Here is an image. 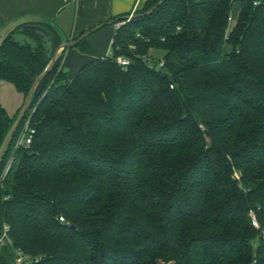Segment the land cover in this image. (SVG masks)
<instances>
[{
    "label": "trees",
    "instance_id": "1",
    "mask_svg": "<svg viewBox=\"0 0 264 264\" xmlns=\"http://www.w3.org/2000/svg\"><path fill=\"white\" fill-rule=\"evenodd\" d=\"M160 1L110 54L69 76L64 51L38 84L0 167V264H264V0L148 13ZM62 43L54 21L18 26L0 80L25 101ZM23 103L0 101V147ZM28 116L32 144L15 150Z\"/></svg>",
    "mask_w": 264,
    "mask_h": 264
},
{
    "label": "crops",
    "instance_id": "2",
    "mask_svg": "<svg viewBox=\"0 0 264 264\" xmlns=\"http://www.w3.org/2000/svg\"><path fill=\"white\" fill-rule=\"evenodd\" d=\"M146 0H0V30L22 17L38 16L54 21L64 39H73L95 25L132 14ZM137 4L139 6H137ZM119 26L108 25L91 34L87 47H72L64 55V70L74 75L84 64L111 53L112 39Z\"/></svg>",
    "mask_w": 264,
    "mask_h": 264
},
{
    "label": "water",
    "instance_id": "3",
    "mask_svg": "<svg viewBox=\"0 0 264 264\" xmlns=\"http://www.w3.org/2000/svg\"><path fill=\"white\" fill-rule=\"evenodd\" d=\"M166 0H162L159 3H157L154 7H152L148 13H151L153 10H155L158 6H160L163 2H165ZM138 15L135 13L132 14H127V15H122L119 17H115L113 19L101 22L97 25H95L94 27H92L91 29L87 30L86 32L82 33L77 39L75 40H67L64 39L63 43L57 48V50L55 51L51 61L49 62V64L47 65V67L44 69V71L38 75L36 77V79L34 80L31 89L23 103V106L19 112V114L17 115L12 127L10 128L9 132L7 133L1 147H0V167L2 164V161L4 159V156L16 134V132L18 131V128L21 125V122L23 121V119L25 118L27 112L30 110L31 108V103L33 101V96L35 93V90L38 86V84L53 70L57 59L64 53V51H66L69 48L75 47L77 44H79L82 40L88 38L91 34L99 31L100 29L104 28L105 26L108 25H114V24H119L122 23L124 24L126 21H130L132 18L137 17ZM36 21H49L50 20H46L43 19L41 17L38 16H27V17H22L19 18L15 21H12L10 23H8L7 25H5L1 30H0V51L2 49V46L8 36V34L10 32H12L15 28H17L20 25L26 24V23H31V22H36Z\"/></svg>",
    "mask_w": 264,
    "mask_h": 264
},
{
    "label": "built area",
    "instance_id": "4",
    "mask_svg": "<svg viewBox=\"0 0 264 264\" xmlns=\"http://www.w3.org/2000/svg\"><path fill=\"white\" fill-rule=\"evenodd\" d=\"M250 1H252L255 6H258L262 3L263 0H250ZM137 6L139 5L137 4ZM112 43H113V39H112ZM117 61L122 66H128L130 64V60L125 56L117 57ZM163 64L164 62L162 61L160 63V66H162ZM34 133H35V129L30 126V119H28V121L24 124L22 131L20 132V134L18 135L16 139L14 149L16 150L17 148L22 147V146L29 147L32 144ZM11 162H12V157L8 161L5 173H7L8 169L10 168ZM251 217H252V224L254 225V227L260 228V224L256 217L255 211H251ZM60 220H64V219L61 217ZM7 230L8 228L7 226H5L4 228L5 237L7 235ZM18 263L30 264L29 256L25 255L22 251H19L18 252ZM253 264H256V263H253Z\"/></svg>",
    "mask_w": 264,
    "mask_h": 264
},
{
    "label": "rangeland",
    "instance_id": "5",
    "mask_svg": "<svg viewBox=\"0 0 264 264\" xmlns=\"http://www.w3.org/2000/svg\"><path fill=\"white\" fill-rule=\"evenodd\" d=\"M117 25L121 26L122 23H119ZM16 36L21 42L24 41V38H22L20 35L19 36L16 35ZM62 67L64 68V58H63V61L61 63L60 69ZM0 101H1L2 105L9 111V113L14 115L17 112V110L20 108V105L23 103L24 96H23V94L19 93L12 84L0 80ZM28 119H30L29 116H28L27 120L25 121V123L28 121ZM5 170H6V168H5ZM5 170L3 171V174L1 175L2 177L5 175ZM4 237L5 236H4V231H3L2 234L0 235V247L6 243L7 235L5 238ZM155 261L157 262V264L163 263L160 260H158V261L155 260Z\"/></svg>",
    "mask_w": 264,
    "mask_h": 264
}]
</instances>
